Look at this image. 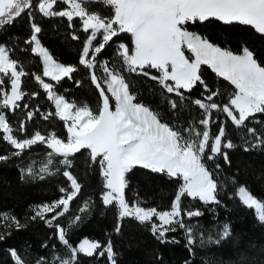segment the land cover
<instances>
[{"label": "snow or ice", "instance_id": "snow-or-ice-1", "mask_svg": "<svg viewBox=\"0 0 264 264\" xmlns=\"http://www.w3.org/2000/svg\"><path fill=\"white\" fill-rule=\"evenodd\" d=\"M60 5H67V9ZM97 5H102L103 10L97 8ZM37 10L45 18H66L69 28L75 27L74 18L80 19L82 31L88 35L79 64L89 70L91 83L99 92L101 100L97 114L87 104L77 106L55 94L52 84L43 82L41 75L33 73L35 80L42 84L47 98L55 106V112L45 114L43 119L49 120L54 116L63 121L67 140L65 142L59 138L54 131L47 136L36 131L30 138L18 139L13 135V127L3 110L14 112L21 107L17 102L26 95L21 89V78L29 73L21 61L11 57L13 50L0 44V132L3 133L0 139L16 150L10 154L15 157H22L34 145L46 146L51 151L47 153V166H42L39 170V178L59 173V168L56 172L50 171V167L59 164L65 169L62 175L70 181V192L61 187L60 191L64 195L59 200L32 209L34 215L31 219L39 218L50 228H56L57 239L67 250L68 255L65 256H57L54 252L53 259L58 264H81L79 255L82 254L85 257L96 256L97 259L106 256L109 264H116L111 239L104 245L85 239L77 247H73L66 237V229L54 224V221L69 211L70 202L81 192L82 185L67 170L73 166V160L69 157L81 153V150H88L90 165H99L103 188L106 189L101 193V199L105 208L115 206L117 233L121 231L124 218H132L141 225L150 224L153 236L161 243L169 242L166 239L167 233L176 232L178 228L184 229L186 246L189 252L194 253V229L184 222V218L191 220L201 217L203 212L198 208L183 207V200L190 198L204 205H220L222 201L218 196L224 186L218 182L206 161L213 162L219 170V158L222 157L226 164H231L229 153L225 150L239 146L230 138L224 122L219 123L217 132L211 131V125L217 124L213 113L222 112L231 120L245 152L264 151V132L249 126L253 121L264 123V120H257V114L264 115V66H261L246 42L239 53H234L192 31L188 26L214 21L226 26H249L259 38L264 39V0H0V31L5 26L14 24L17 18L27 15L32 35L25 43L34 44L31 53L42 59L43 76L59 83L64 77L72 79V73L78 69L76 66H64L55 62L41 46L37 34L42 29L34 22V12ZM103 11L111 14L104 15ZM119 33L130 34L133 45L132 48L124 44L119 46L123 71L150 76L166 92L175 93L181 102L186 97L179 90L191 92L198 84L203 86L204 99L192 101L202 110V119L198 122L189 119L187 126L183 127L179 117L176 123H165L158 112L138 101L121 71L108 65H99L104 73V78L101 79L96 71L97 54ZM98 36L102 39L98 40ZM72 39L80 38L73 33ZM202 65H207L217 77L234 86L235 91L229 93L227 104L221 105L214 99L223 93L219 90L212 91L202 79ZM149 69H155L160 75H150ZM169 81L172 83H166ZM75 83L77 87L81 86V81L77 80ZM37 95L32 93L33 97ZM168 103L172 110L177 109L175 100L168 99ZM28 107L27 104L23 105L25 109ZM27 118H33L31 111L27 112ZM197 123L202 128L197 127ZM19 131L25 132L23 120ZM56 157L61 159L56 160ZM9 158L8 155H0V161ZM136 167L150 173L167 175L178 182L170 210L145 209L139 203H132L130 206L125 196V189L129 185L126 175ZM34 175L37 173L31 165L21 169V179ZM237 194L244 206L255 210L258 223L264 226V201L254 197L245 186L239 187ZM87 210L89 204L85 202L79 211ZM47 213L54 215L47 218ZM80 219V216H76L70 223ZM13 224L17 229L25 227L16 216L8 212L0 213V228H10ZM231 234L230 226L225 223L219 233L220 240L228 239ZM4 238V234L0 233V240ZM220 240L214 242L219 243ZM200 243H205L202 235ZM42 247L47 248L48 245L45 243ZM8 251L13 264H26L15 248ZM242 259L246 257L242 256ZM44 260L41 257L37 264H44Z\"/></svg>", "mask_w": 264, "mask_h": 264}, {"label": "trees", "instance_id": "trees-1", "mask_svg": "<svg viewBox=\"0 0 264 264\" xmlns=\"http://www.w3.org/2000/svg\"><path fill=\"white\" fill-rule=\"evenodd\" d=\"M60 7L64 8L63 5ZM96 7L103 10L102 5ZM34 15L36 17L34 22L42 29L37 34L41 45L56 62L66 66H76L78 70L72 73V79L64 77L59 83L44 77L40 57L31 53L32 44L25 43L32 35L29 18L27 15L17 18L14 24L7 25L3 31H0V44L13 50L11 57L21 61L29 75L21 78V89L26 93L24 98L17 102L21 107L14 112L8 109L3 112L14 129L13 135L18 139L30 138L36 131L45 136L54 131L65 141L67 134L64 122L54 116L49 120L43 119L45 114L54 113L55 107L32 74L41 75L42 80L53 85V92L63 96L66 101L77 106L87 104L98 113L101 105L99 92L91 83L89 70L79 64L88 34L82 31L79 18H74L75 27L69 28V22L64 17L45 18L38 10L34 12ZM188 27L208 37L213 43L231 49L234 53H239L246 42L255 53L258 62L264 66V39L259 38L249 26H226L214 21ZM73 33L80 39L73 40ZM131 43V36L121 33L105 45L97 58L105 65L121 71L138 101L158 112L163 122L173 124L179 117L180 125L183 127L187 126L189 119L194 122L202 119V110L192 103L195 99H204L202 85L198 84L191 92L180 90L186 97L181 102L175 93L166 92L159 82L151 79L150 76L123 71L124 65L117 46L124 44L130 48ZM21 49H27V51H21ZM148 71L152 76H159L155 69ZM201 75L212 91L219 90L223 93L222 96L214 98L216 102L221 105L227 104L229 93L235 91L233 86L217 77L208 66H201ZM77 80L81 81L79 87L75 83ZM8 90L10 93V84ZM34 92L38 94L35 97L32 96ZM168 99L176 101V110L171 109ZM24 104L29 107L23 108ZM28 111L33 113L31 120L27 118ZM213 118L217 120V124L211 125V131L217 132L219 123L224 122L230 138L239 146L232 150H225L229 153L230 165L226 164L221 157L217 161L221 167L217 170L213 162L206 161L218 182L224 186L218 196V199L222 201L220 205H204L190 198L183 200V207L198 208L203 212L201 217H194L191 220L184 218V222L194 229L196 240L193 246L194 253L189 252L186 246L184 229L178 228L176 232L167 233L166 239L169 242L161 243L153 236L150 224L141 225L132 218H124L121 231L117 233L115 231L118 223L117 211L114 205L105 208L102 202L101 193L106 189L103 188L99 165H90L88 150H81V153L69 157L73 160V166L67 170L77 178L82 188L78 196L70 202L69 211L54 221V224H59L66 229V237L73 247H76L82 239L98 241L102 245L111 239L116 264H264V226L258 223L253 209L244 206L237 196L239 187L245 186L254 197L264 201V151L245 152L231 120L227 119L222 112H214ZM22 120L25 122L23 133L19 131ZM257 120H264V115L257 114ZM249 126L264 132V123L253 121ZM197 127L202 128V125L197 123ZM2 135L0 132V137ZM13 151L16 150L0 139V155L10 157L6 161H0V213L8 212L16 216L25 227L17 229L13 224L10 228H0V233L5 236L3 240H0V264H13L8 251L12 248L18 251L26 264H37L41 257L45 258L44 264H58V261L53 259V253L55 252L57 256H65L68 255L67 250L57 239L56 228H50L39 218L31 219L34 215L32 209L38 205L51 204L59 200L64 195L60 191L61 187L70 192V181L62 175L65 169L59 164L56 167H50L52 172H56L59 168V173L45 175L44 179L39 178V170L42 166H47V153L51 151L46 146L34 145L32 149L26 150L22 157L11 156ZM29 165L37 175L25 176L21 179V169ZM126 179L129 185L125 189V196L130 206L132 203H139L145 209L156 208L158 211L171 208L179 186L175 179H170L164 174L150 173L139 167L128 173ZM85 202H88L89 210L80 212L79 209L84 207ZM52 215L54 213H47L46 217L50 218ZM76 216H80L81 219L70 223ZM225 223L230 226L232 234L228 239L220 240L219 233ZM201 235L205 241L204 244L200 243ZM216 240L220 242L215 243ZM45 243L48 245L47 248L42 247ZM242 256L246 259H242ZM79 260L81 264H109L106 256L97 259L96 256L85 257L80 254Z\"/></svg>", "mask_w": 264, "mask_h": 264}, {"label": "rangeland", "instance_id": "rangeland-1", "mask_svg": "<svg viewBox=\"0 0 264 264\" xmlns=\"http://www.w3.org/2000/svg\"><path fill=\"white\" fill-rule=\"evenodd\" d=\"M64 6V9H67V5H63ZM102 8H103V6H102ZM103 14L104 15H110V12H108V11H103ZM91 31V30H90ZM121 35V33H119L116 37H118V36H120ZM130 35V34H129ZM113 38H115V37H113ZM100 39H102V37H100V36H98V40H100ZM131 41H132V39H131ZM111 41H109V43H110ZM96 43V41H94V44ZM132 44V43H131ZM121 45V44H120ZM120 45H118L117 47L119 48V46ZM32 46H34V44H32ZM42 46V45H41ZM132 46L133 45H131V47L130 48H132ZM43 47V46H42ZM127 47V46H126ZM47 50V49H46ZM119 51H120V48H119ZM188 55H190V53H188ZM97 56H98V54H97ZM41 59V58H40ZM55 61V60H54ZM41 62H42V66H43V61H42V59H41ZM56 62V61H55ZM58 63V62H57ZM99 65H105V63L103 62V61H100L98 58H97V68H96V71H97V74L101 77V79L103 80V78H104V73H103V71H102V69L99 67ZM64 66H66V65H64ZM202 66H207V65H202ZM159 73V72H158ZM159 75H160V73H159ZM48 78V77H47ZM49 80H50V78H48ZM52 81V80H51ZM43 82H45L44 80H43ZM47 83V82H46ZM166 83H172L171 81H169V82H166ZM41 84V83H40ZM41 87H42V84H41ZM43 88V87H42ZM233 88H234V86H233ZM105 89H106V86H105ZM182 91H184L183 89H181ZM180 91V90H179ZM56 94V93H55ZM109 96H110V93H107ZM58 95V94H57ZM53 104H54V102H53ZM55 107V106H54ZM112 107H113V110H114V101H112ZM54 112H55V108H54ZM98 114V113H97ZM66 129V128H65ZM13 133H14V129H13ZM3 134V133H2ZM66 134H67V131H66ZM66 140H67V138H66ZM66 140H65V142H66ZM182 182V181H181ZM106 191V190H105ZM237 193H238V190H237ZM237 196H238V194H237ZM238 198H239V196H238ZM170 210V209H169ZM253 211L255 212V210L253 209ZM256 214V213H255ZM154 220H155V218H153ZM157 223H159V221H156ZM83 240H85V239H82L80 242H79V244L83 241ZM90 242H96V241H91V240H89ZM78 244V245H79ZM77 245V246H78ZM76 246V247H77Z\"/></svg>", "mask_w": 264, "mask_h": 264}]
</instances>
